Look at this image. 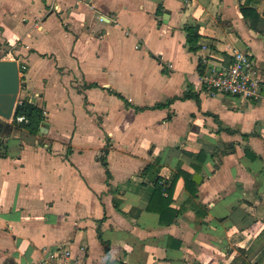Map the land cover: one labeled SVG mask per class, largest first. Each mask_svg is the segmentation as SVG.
<instances>
[{
  "label": "crops",
  "instance_id": "0c3cea01",
  "mask_svg": "<svg viewBox=\"0 0 264 264\" xmlns=\"http://www.w3.org/2000/svg\"><path fill=\"white\" fill-rule=\"evenodd\" d=\"M235 50L264 80V0H0L45 116L0 117V264H264L262 87L199 83Z\"/></svg>",
  "mask_w": 264,
  "mask_h": 264
},
{
  "label": "built area",
  "instance_id": "2783aa9c",
  "mask_svg": "<svg viewBox=\"0 0 264 264\" xmlns=\"http://www.w3.org/2000/svg\"><path fill=\"white\" fill-rule=\"evenodd\" d=\"M199 83L202 89L212 96L221 93L255 100L260 97L264 80L258 75L251 53L245 50H235L232 59L227 64L217 68L211 67L200 73ZM28 101L33 103L30 98ZM20 103L21 100H16L15 106ZM10 120L14 123L27 121L24 115L12 116ZM65 253L68 255L67 251Z\"/></svg>",
  "mask_w": 264,
  "mask_h": 264
},
{
  "label": "water",
  "instance_id": "95a60500",
  "mask_svg": "<svg viewBox=\"0 0 264 264\" xmlns=\"http://www.w3.org/2000/svg\"><path fill=\"white\" fill-rule=\"evenodd\" d=\"M26 69L17 60H0V117L10 120L20 88V73ZM264 96V85L262 86Z\"/></svg>",
  "mask_w": 264,
  "mask_h": 264
},
{
  "label": "trees",
  "instance_id": "16d2710c",
  "mask_svg": "<svg viewBox=\"0 0 264 264\" xmlns=\"http://www.w3.org/2000/svg\"><path fill=\"white\" fill-rule=\"evenodd\" d=\"M244 12V9L242 10ZM252 11V10H249ZM254 16H258L256 13ZM187 31V42L190 44L192 50L195 49V42L198 37L196 30L191 27H186ZM24 115L27 119L26 122H21L18 124V128L25 129L30 134H37L40 131L41 124L45 119L44 113L41 107L31 103L27 98H24L20 104H17L14 110L13 116ZM160 184V185H159ZM157 186H159L160 193H163L166 188L163 183L157 181Z\"/></svg>",
  "mask_w": 264,
  "mask_h": 264
}]
</instances>
